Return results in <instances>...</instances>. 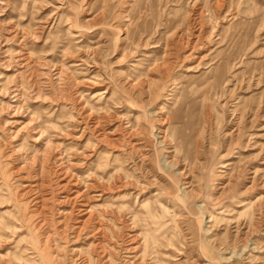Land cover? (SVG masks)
Returning a JSON list of instances; mask_svg holds the SVG:
<instances>
[{
    "label": "rangeland",
    "instance_id": "374dc122",
    "mask_svg": "<svg viewBox=\"0 0 264 264\" xmlns=\"http://www.w3.org/2000/svg\"><path fill=\"white\" fill-rule=\"evenodd\" d=\"M0 264H264V0H0Z\"/></svg>",
    "mask_w": 264,
    "mask_h": 264
}]
</instances>
